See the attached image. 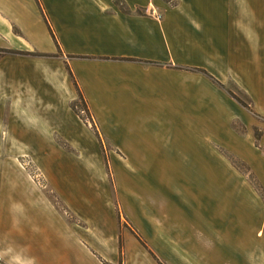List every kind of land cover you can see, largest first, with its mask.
<instances>
[{
	"label": "crops",
	"instance_id": "0c3cea01",
	"mask_svg": "<svg viewBox=\"0 0 264 264\" xmlns=\"http://www.w3.org/2000/svg\"><path fill=\"white\" fill-rule=\"evenodd\" d=\"M38 1L0 0V45L26 49L37 32L41 50L60 48L112 164L147 190L131 189L129 216L153 250L165 264H259L247 250L264 247V0ZM202 164L214 183L225 168L228 194L191 192L186 169Z\"/></svg>",
	"mask_w": 264,
	"mask_h": 264
},
{
	"label": "rangeland",
	"instance_id": "374dc122",
	"mask_svg": "<svg viewBox=\"0 0 264 264\" xmlns=\"http://www.w3.org/2000/svg\"><path fill=\"white\" fill-rule=\"evenodd\" d=\"M29 38L26 49L0 45V264H96L88 253L101 264H165L129 216L131 189L147 190L132 184L128 170L125 181L120 164H112L114 148L79 97L60 48L44 52L39 33ZM227 88L246 101L234 83ZM234 165L263 192L246 164ZM218 168L222 180L215 183L204 164L197 174L187 168L199 181L191 192L228 194L225 168ZM223 199L213 202L221 208L229 204ZM259 246L247 253L264 264Z\"/></svg>",
	"mask_w": 264,
	"mask_h": 264
},
{
	"label": "trees",
	"instance_id": "16d2710c",
	"mask_svg": "<svg viewBox=\"0 0 264 264\" xmlns=\"http://www.w3.org/2000/svg\"><path fill=\"white\" fill-rule=\"evenodd\" d=\"M46 23H47V25H48V28H49V30H50V32H51L52 37L54 38V40H55V42H56L55 34L53 33V31H52V29H51V27H50V25H49V23H48L47 20H46ZM76 84H77V82H76ZM219 84H220V83H219ZM220 85H221L222 87L226 88V89L228 90V92L230 93V95L233 96L235 99H237L238 102L241 103L244 107H246V108L252 110V107H251V105H250L249 103H247L246 101H244V100H242L241 98H239L238 96H236L233 92L229 91V89H228L226 86H224V85H222V84H220ZM77 87L79 88L78 84H77ZM78 91H79V93H78V94H79V97H80L82 100L85 101L84 96H83V94H82L80 88H79ZM252 111H253V110H252Z\"/></svg>",
	"mask_w": 264,
	"mask_h": 264
},
{
	"label": "built area",
	"instance_id": "2783aa9c",
	"mask_svg": "<svg viewBox=\"0 0 264 264\" xmlns=\"http://www.w3.org/2000/svg\"><path fill=\"white\" fill-rule=\"evenodd\" d=\"M157 16H158V17H160V15H159V14H158Z\"/></svg>",
	"mask_w": 264,
	"mask_h": 264
}]
</instances>
